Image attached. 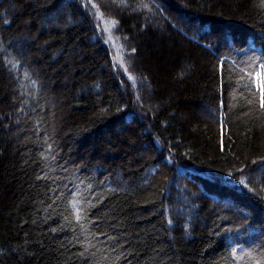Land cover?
<instances>
[{"label":"trees","instance_id":"1","mask_svg":"<svg viewBox=\"0 0 264 264\" xmlns=\"http://www.w3.org/2000/svg\"><path fill=\"white\" fill-rule=\"evenodd\" d=\"M261 63L264 0H0V264H264Z\"/></svg>","mask_w":264,"mask_h":264},{"label":"snow or ice","instance_id":"2","mask_svg":"<svg viewBox=\"0 0 264 264\" xmlns=\"http://www.w3.org/2000/svg\"><path fill=\"white\" fill-rule=\"evenodd\" d=\"M95 7V5H93ZM261 68H264V63H261ZM258 89L261 91V107L264 108V83L258 84Z\"/></svg>","mask_w":264,"mask_h":264},{"label":"rangeland","instance_id":"3","mask_svg":"<svg viewBox=\"0 0 264 264\" xmlns=\"http://www.w3.org/2000/svg\"><path fill=\"white\" fill-rule=\"evenodd\" d=\"M257 81H258V84H261L262 83V76H261V74L257 76Z\"/></svg>","mask_w":264,"mask_h":264}]
</instances>
